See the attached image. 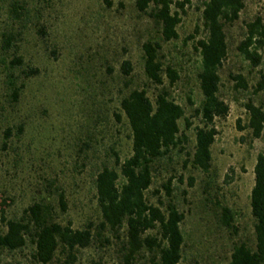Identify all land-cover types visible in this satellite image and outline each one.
<instances>
[{
	"label": "rangeland",
	"instance_id": "1",
	"mask_svg": "<svg viewBox=\"0 0 264 264\" xmlns=\"http://www.w3.org/2000/svg\"><path fill=\"white\" fill-rule=\"evenodd\" d=\"M203 1L191 0L176 28L177 39L163 41L150 9L139 13L135 0H111L110 7L104 0H0V209L7 218L17 219L33 202L46 201L57 221L70 222L74 229L99 223L96 175L104 167L119 172L116 158L123 162L131 154V132L120 101L133 89H144L152 101L157 93L143 70L142 45L153 41L160 44L163 69L170 66L178 74L172 86L164 75V84L191 126L186 129L184 119L179 121L187 140L154 163L146 197L162 211L171 200L183 214L179 264H227L236 244L254 248L250 193L256 158L264 151V129L253 138L245 105L250 101L264 110V88L256 91L264 74V47L257 66L237 47L246 23L256 16L264 23V0H244L239 19L225 27L228 53L218 73L219 97L228 113L214 121L217 134L208 172L191 164L195 128L202 126L197 115L203 96L196 42L205 37ZM16 2L24 7L19 17L11 9ZM3 33L15 36L7 51L1 48ZM14 57L22 58V65L12 68ZM124 61L132 67L128 75L122 71ZM9 74L20 88L17 102L11 99ZM234 75L242 76L245 89ZM7 128L12 133L5 140ZM60 192L66 202L63 212L57 203ZM222 207L232 211L233 228L222 224ZM4 231L0 221V234ZM111 241L106 245L95 240L78 250L72 264H114L118 247ZM33 248L28 241L20 250H3L0 264H38ZM64 261L59 252L50 264Z\"/></svg>",
	"mask_w": 264,
	"mask_h": 264
},
{
	"label": "trees",
	"instance_id": "2",
	"mask_svg": "<svg viewBox=\"0 0 264 264\" xmlns=\"http://www.w3.org/2000/svg\"><path fill=\"white\" fill-rule=\"evenodd\" d=\"M107 7L111 0H104ZM191 0H135L139 13H147L159 25L163 41L177 39V26L185 14V6ZM244 8V0H204L201 12L205 37L196 42L201 57L198 73L199 87L203 96L197 115L202 126L195 128V148L191 157L193 167L208 172L211 166V145L217 134L214 121L228 113L227 104L219 97V68L227 57L228 45L225 27L235 23ZM16 16L24 7L18 2L11 7ZM19 14V15H17ZM12 33L2 34L3 50L14 46ZM264 47V23L260 16L245 24L243 40L237 50L252 66L261 61L260 51ZM160 44L147 41L142 45L143 70L147 80L156 86L157 93L152 101L144 89H133L120 101V112L125 116L131 132V154L123 162L117 157L120 171L104 167L95 178L96 201L101 213L98 224L92 222L82 229H74L70 222L57 221L54 207L46 201H36L23 210L21 217L9 219L0 209V221L5 231L0 234V253L3 250L16 251L24 248L29 241L33 245L32 258L38 264H50L57 253L65 256L64 264L76 260V252L89 247L95 240L106 245L116 242L118 261L114 264H135L144 259L143 264H179L182 259L183 234L180 224L183 214L169 200L166 209L149 202L146 191L152 183L153 165L173 150L182 148L187 140L180 131L179 121L184 119L185 128L191 126L184 118L183 108L172 100L168 85L178 79L175 69L163 64L159 59ZM20 57L10 61L13 68L22 65ZM131 64L124 61L122 71L131 72ZM35 72L34 70H31ZM240 88L246 83L241 75L232 76ZM8 84L11 99L17 102L20 88L9 74ZM264 88V74L256 91ZM245 108L249 115L248 127L253 138H259L264 129V110L252 102ZM120 120V114L116 115ZM22 132V127L18 128ZM11 129L4 131V139L11 136ZM6 146V141L3 147ZM254 185L250 193L251 215L254 219V248L246 243L233 247L227 264H264V151L259 153L253 168ZM170 196L169 184L165 186ZM60 210H66L63 192L57 194ZM222 224L233 228L234 215L227 207H222ZM122 230L124 231L122 233ZM154 231V234L149 232ZM108 234V236L106 235ZM146 256V257H145Z\"/></svg>",
	"mask_w": 264,
	"mask_h": 264
}]
</instances>
